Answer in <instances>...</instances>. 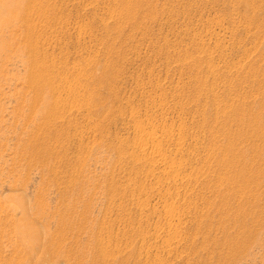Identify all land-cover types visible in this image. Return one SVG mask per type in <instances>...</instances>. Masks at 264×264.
<instances>
[{"label":"rangeland","instance_id":"1","mask_svg":"<svg viewBox=\"0 0 264 264\" xmlns=\"http://www.w3.org/2000/svg\"><path fill=\"white\" fill-rule=\"evenodd\" d=\"M0 264H264V0H0Z\"/></svg>","mask_w":264,"mask_h":264},{"label":"bare ground","instance_id":"2","mask_svg":"<svg viewBox=\"0 0 264 264\" xmlns=\"http://www.w3.org/2000/svg\"><path fill=\"white\" fill-rule=\"evenodd\" d=\"M29 4V3H28ZM33 5V4H32ZM155 154V153H154Z\"/></svg>","mask_w":264,"mask_h":264}]
</instances>
